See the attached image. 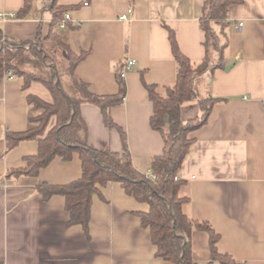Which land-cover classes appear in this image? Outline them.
Returning a JSON list of instances; mask_svg holds the SVG:
<instances>
[{
	"label": "crops",
	"instance_id": "1",
	"mask_svg": "<svg viewBox=\"0 0 264 264\" xmlns=\"http://www.w3.org/2000/svg\"><path fill=\"white\" fill-rule=\"evenodd\" d=\"M204 1L58 0L70 7L74 26L58 32L74 53H87L76 73L93 93L118 94L119 65L135 61L124 78V100L110 111L117 127L105 124L97 105H81L92 148L123 152L122 129L134 166L145 174L152 171V159L164 153L165 143L151 126L154 106L144 83L164 92L176 82L168 28L190 60L205 57L200 25ZM24 4L25 0H0V12L18 13ZM50 5L49 0H33L26 16L0 19L4 36L14 42L35 40L41 29L44 39L51 28ZM124 14L129 19L122 20ZM229 19L225 58L232 66L195 80L201 96L220 100L207 122L190 133L193 142L179 176L185 180L182 194L189 196L186 212L212 225L219 235L218 250L240 264H264V0L233 5ZM216 29L220 32L219 26ZM44 43L55 45L52 40ZM29 95L53 101L40 81L24 87L22 77H0V264H175L156 256L149 229L137 214L148 204L128 195L121 182H109L94 195L89 237L81 225H68L63 195L43 199L41 184H68L82 176L77 153L69 161L56 157L37 176L10 173L38 151L35 139L7 147V132L30 129L31 118L42 112L34 109ZM181 114L189 120L201 110L196 101H189ZM56 124L52 116L49 129ZM192 251L196 264H221L211 257L205 230L193 231Z\"/></svg>",
	"mask_w": 264,
	"mask_h": 264
},
{
	"label": "trees",
	"instance_id": "2",
	"mask_svg": "<svg viewBox=\"0 0 264 264\" xmlns=\"http://www.w3.org/2000/svg\"><path fill=\"white\" fill-rule=\"evenodd\" d=\"M51 2V28L43 39L41 29L35 40L10 41L0 27V77L11 71L14 77L24 79V87L33 81L44 83L53 95V101H45L29 95L34 109L42 112L31 118L33 126L26 131H8L7 147L11 149L22 140L35 139L38 151L25 158L26 165L12 169V175L37 176L56 157L69 161L77 153L82 162V176L68 184H41L38 189L44 200L55 194L65 197V207L69 213V226L81 225L90 236V220L93 198L101 194V188L109 182H121L125 192L148 209L139 211L143 227L148 228L156 256L175 264H196L192 251V233L205 230L210 234L211 257L221 264H240L230 254L217 248L218 233L207 221L192 219L185 210L189 196L182 194L185 180L179 176L180 168L188 155L193 138L190 133L205 124L217 97H203L199 94L195 80L205 73H212L219 67H227L225 49L228 45L226 29L230 26V10L243 0H205L200 25L205 32L206 55L200 62L190 60L180 50L174 30L169 29V38L177 63L176 82L166 86L164 92L157 85L144 83L153 102L154 111L150 123L161 132L164 153L152 159L151 170L154 177H148L138 170L128 148L126 134L121 129L124 151L92 148L87 140L88 126L81 114V105L89 102L97 105L103 114L105 124L117 127L111 115V108L122 104L126 85L118 75L120 91L115 95H98L90 90L89 84L76 73L77 64L87 53L77 55L68 42L58 32L59 25L70 7L58 0ZM33 0H25L24 6L16 13L24 17L32 7ZM69 27H74L72 22ZM220 27V32L216 29ZM225 36L221 40V34ZM44 40H52L55 45L47 46ZM119 65L117 71L122 69ZM189 101H196L201 114L183 120L181 109ZM52 116L57 124L49 129Z\"/></svg>",
	"mask_w": 264,
	"mask_h": 264
},
{
	"label": "built area",
	"instance_id": "3",
	"mask_svg": "<svg viewBox=\"0 0 264 264\" xmlns=\"http://www.w3.org/2000/svg\"><path fill=\"white\" fill-rule=\"evenodd\" d=\"M86 4V3H85ZM17 15L14 12H0V19L3 21H7L9 19H13L16 18ZM122 20H127L129 19V15L128 14H124L120 17ZM72 22V16L70 13H66L65 17L62 19L59 27L60 29H67L69 27L68 23ZM239 27L243 26V22H240ZM135 65V61L134 59H128L127 61H125L123 68L119 71L118 75L121 78H125L127 75L128 70L132 69V67ZM6 76L8 78H13V74L11 71H8L6 73ZM148 177H154L152 174V171L146 174Z\"/></svg>",
	"mask_w": 264,
	"mask_h": 264
},
{
	"label": "water",
	"instance_id": "4",
	"mask_svg": "<svg viewBox=\"0 0 264 264\" xmlns=\"http://www.w3.org/2000/svg\"><path fill=\"white\" fill-rule=\"evenodd\" d=\"M232 65H228L227 68H230Z\"/></svg>",
	"mask_w": 264,
	"mask_h": 264
},
{
	"label": "rangeland",
	"instance_id": "5",
	"mask_svg": "<svg viewBox=\"0 0 264 264\" xmlns=\"http://www.w3.org/2000/svg\"><path fill=\"white\" fill-rule=\"evenodd\" d=\"M36 1H42V0H36Z\"/></svg>",
	"mask_w": 264,
	"mask_h": 264
}]
</instances>
